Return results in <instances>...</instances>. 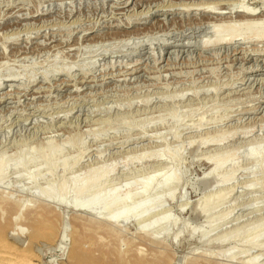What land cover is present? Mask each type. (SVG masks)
Wrapping results in <instances>:
<instances>
[{
	"label": "rangeland",
	"instance_id": "1",
	"mask_svg": "<svg viewBox=\"0 0 264 264\" xmlns=\"http://www.w3.org/2000/svg\"><path fill=\"white\" fill-rule=\"evenodd\" d=\"M240 6L264 25V0H0V198L12 200L0 199V222L30 207L9 224L10 243L36 264H70L87 223L86 235L122 250L165 248L168 264H264V39L214 44ZM168 172L170 186L143 195ZM91 174L95 186L78 189ZM63 188L62 203L37 200ZM127 193L124 207L145 211L125 243L76 204L96 198L105 210ZM41 204L56 229L34 238Z\"/></svg>",
	"mask_w": 264,
	"mask_h": 264
},
{
	"label": "bare ground",
	"instance_id": "2",
	"mask_svg": "<svg viewBox=\"0 0 264 264\" xmlns=\"http://www.w3.org/2000/svg\"><path fill=\"white\" fill-rule=\"evenodd\" d=\"M200 4H201V2H200ZM200 4H198V5H200ZM208 6H209V4H206V7H204L203 9L205 11H207L209 14H214V16H217V17L218 16L224 17V14H223L224 12L223 13H221V12L219 13V12H215V11L213 12L211 9L208 8ZM256 10L257 9L252 10L251 7L247 8V6L241 7L237 11V14L239 15V18H238L239 20L236 23H238V24L229 23V25H225L226 31L228 32L227 37L225 36L226 38H224L223 36L222 37L220 36L219 38H216V40L214 41V44H222L223 42H228V41L231 42V40H233V38H235L237 36H244V37H250L251 36V37H258L260 39H262V38L264 39V25H261L260 24L261 21L259 20V19L263 20V18H258L259 16L256 17V12H257ZM226 17H228V16H226ZM215 26H217L215 31L218 33V31L220 30L219 27L221 25L219 26V24L218 25L216 24ZM215 26H214V28H215ZM218 28H219V30H218ZM252 29H254V31H252ZM251 31L253 32L252 35H249V36L246 35L247 33L250 34ZM217 164L218 163H216V165ZM0 165H1V162H0ZM99 176H101V175H99ZM99 176H97L96 174H91L90 178L86 179L83 183L78 184L77 188L82 190V191L91 189L93 186H95L96 179ZM0 180H2L1 177H0ZM173 182H174V177L169 172L166 173L161 179L158 178L157 174L152 175L149 177V180L143 186L142 193L144 196L150 195L151 191L155 188V186L158 183H161L162 187H164V186L168 187ZM68 192L69 191L67 188H63L60 190L59 197H54L52 194H50L49 191H45L43 195H41V196L37 195V200H40L41 202L42 201L49 202V203L53 202L56 205L57 203H62V201H61L62 197L64 198L65 196H67ZM130 198H131L130 194L127 193L121 199H113V200L109 201V203L106 205L105 210H103L102 205L96 200V198L90 199V201L87 204H81V203H76V204H77V206H79V208L81 210H83L89 214H92L93 219H91V221L94 222L93 224H95V225L98 224V226H105V227L108 226L109 229H107L108 227L106 229H105V227H103L104 228V229L102 228L103 231L106 230L105 232L110 234V237H112V239H114V240L117 239L118 244H119L121 242L125 243V241H127L126 239H128L127 237H125V234H124L126 231H124V232L122 231V230H124L123 229L124 226L127 223L137 222L141 218V216L143 215V213L145 211L144 210L145 209L144 204H142V203L138 204V206L135 207V209H133V210L125 208L124 206L126 204H128ZM0 199L3 200L2 201L3 203L4 202L7 203L9 201H12L11 199H8V197L6 198L5 196L3 199L2 198H0ZM209 201L212 203L214 202L213 204L215 205V203L219 202V199L213 198L212 201H211V199ZM209 201L207 204H205L203 207H201L199 209V212L202 213L204 216H208V213L210 211ZM12 203L14 204V201ZM15 204H17V202H15ZM32 205H34V204L32 203ZM32 205L30 204V206H32ZM27 206H28L27 204H19L18 203V205L16 206V208L12 212L11 216L9 215L10 216V218H9V224L10 225L12 223L19 224V222H21V221H19V222L17 221V216L19 215L20 212L23 211L24 208H26V210L24 212H26L30 208ZM0 208H3V206H0ZM38 208H40V209L34 210L35 212L36 211H38V212L32 221L34 229H33V233L31 236H33L34 238H37V237L40 238V237H42V235L45 236V234H47L48 231H51L52 233H54L55 229H56V223L55 222L58 218V217L55 218L58 215H55V212H52L54 209H51L52 207L50 208V205L46 206V204H44L42 207V204H41V207H38ZM114 209H118L119 212L118 213L109 212V211L114 210ZM0 212H1V210H0ZM35 212H33V213L35 214ZM52 213H54L55 216H53ZM32 216H33V214H32ZM28 221H31V220H28ZM212 221L213 220H210L209 223ZM214 221H216V219ZM59 222H60V220H59ZM9 224H6V221H5V223L0 222V264H36L33 261V257H35L36 254H34L33 251L30 250V248L24 247L21 249L20 247L15 246V244L13 245V243H10L7 240L6 230L9 226ZM17 224L16 225L14 224V229H15V226H18ZM85 225L87 226V223H81L80 229L77 231L76 235L73 236V241L71 238L70 242H72V246H71V250L69 253V258H70L69 263L70 264H168V259L170 260L169 255L167 254V251H165L166 250L165 248H164V251H160V247H159V249L157 248L159 250L157 253H154L152 251L153 252V257H152V256H148L146 254V252H142V253H145L146 255L141 254L139 252L140 251L139 249H141V248H139L140 246L136 247L134 249L131 246H129V247L127 246L128 248L125 249V247H123L124 250H122V248H118V247H121L120 244L117 247L113 243L109 244V242H104V240H101V239H100L101 241L97 240L99 238V236H98V238H95L94 234H90L89 236L86 235L89 231V228H86ZM89 225L93 226L92 223L88 224V226ZM211 225H212V223H211ZM213 225H214V223H213ZM12 227H13V225H12ZM16 228H18V227H16ZM99 228H101V227H99ZM14 229L12 228V230H14ZM10 230H11V228H10ZM8 231H9V229H8ZM51 232L48 234L51 235L52 234ZM120 233L122 234V237L124 236L126 239L122 238ZM135 233H138V232H135ZM140 233H141V236L143 235L146 238L148 237L149 239H151L155 242H158V244L161 243L160 240L162 238L151 233L147 229L143 230ZM126 236H127V233H126ZM128 236H130V235L128 234ZM200 236H202V235H200ZM203 237L205 238V236H203ZM203 237H200V238L202 239ZM120 238L125 239V240L122 241ZM130 238L132 239V236H130ZM139 238H140V236H139ZM119 239H120V242H119ZM133 239H135L134 236H133ZM44 240H45V238H44ZM144 240H145V238H144ZM49 241H51V240H49ZM98 241H100L102 243H100ZM105 241H107V240H105ZM131 241H133V240H131ZM131 241L128 242V245ZM26 243H27V241H26ZM26 243H24V245ZM87 243L94 245L93 248H95V249H88L87 246L89 244L86 245ZM70 245H71V243H70ZM126 245H127V243L125 244V246ZM133 245H136V244L133 243ZM163 246L164 245H162V247H161L162 249H163ZM11 248L13 249V251L10 250ZM155 249H156V247H155ZM96 250L98 251L97 254L95 252ZM152 250H154V249H152ZM141 251H145V248L142 249ZM148 253H149V251H148ZM168 253H169V251H168ZM235 257L236 256H227V259L229 258V259L233 260V258L235 259ZM237 258H238V255H237ZM187 260H189V259L187 258ZM197 261H198V259H197ZM197 261L195 259L192 264H199ZM254 261H255L254 263H256V259Z\"/></svg>",
	"mask_w": 264,
	"mask_h": 264
}]
</instances>
